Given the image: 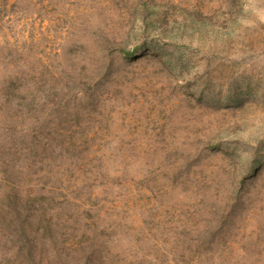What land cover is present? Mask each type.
<instances>
[{
  "label": "rangeland",
  "instance_id": "obj_1",
  "mask_svg": "<svg viewBox=\"0 0 264 264\" xmlns=\"http://www.w3.org/2000/svg\"><path fill=\"white\" fill-rule=\"evenodd\" d=\"M0 264H264V0H0Z\"/></svg>",
  "mask_w": 264,
  "mask_h": 264
}]
</instances>
